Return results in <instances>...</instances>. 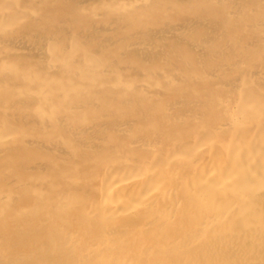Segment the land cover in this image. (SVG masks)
<instances>
[{
  "label": "bare ground",
  "instance_id": "6f19581e",
  "mask_svg": "<svg viewBox=\"0 0 264 264\" xmlns=\"http://www.w3.org/2000/svg\"><path fill=\"white\" fill-rule=\"evenodd\" d=\"M0 264H264V0H0Z\"/></svg>",
  "mask_w": 264,
  "mask_h": 264
}]
</instances>
